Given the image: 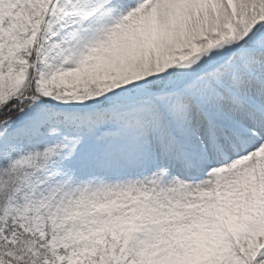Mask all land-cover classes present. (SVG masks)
Returning a JSON list of instances; mask_svg holds the SVG:
<instances>
[{
  "label": "snow or ice",
  "instance_id": "snow-or-ice-1",
  "mask_svg": "<svg viewBox=\"0 0 264 264\" xmlns=\"http://www.w3.org/2000/svg\"><path fill=\"white\" fill-rule=\"evenodd\" d=\"M0 264H264V0H0Z\"/></svg>",
  "mask_w": 264,
  "mask_h": 264
}]
</instances>
